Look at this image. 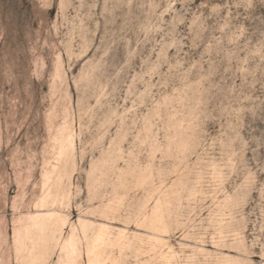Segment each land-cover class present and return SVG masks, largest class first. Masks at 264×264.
Masks as SVG:
<instances>
[{
    "label": "rangeland",
    "instance_id": "rangeland-1",
    "mask_svg": "<svg viewBox=\"0 0 264 264\" xmlns=\"http://www.w3.org/2000/svg\"><path fill=\"white\" fill-rule=\"evenodd\" d=\"M0 264H264V0H0Z\"/></svg>",
    "mask_w": 264,
    "mask_h": 264
}]
</instances>
